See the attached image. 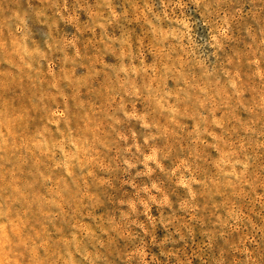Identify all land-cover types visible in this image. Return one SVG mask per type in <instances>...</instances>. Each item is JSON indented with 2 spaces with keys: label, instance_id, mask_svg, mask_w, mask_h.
Instances as JSON below:
<instances>
[{
  "label": "rangeland",
  "instance_id": "374dc122",
  "mask_svg": "<svg viewBox=\"0 0 264 264\" xmlns=\"http://www.w3.org/2000/svg\"><path fill=\"white\" fill-rule=\"evenodd\" d=\"M0 264H264V0H0Z\"/></svg>",
  "mask_w": 264,
  "mask_h": 264
}]
</instances>
